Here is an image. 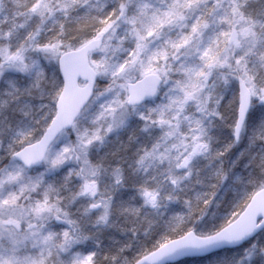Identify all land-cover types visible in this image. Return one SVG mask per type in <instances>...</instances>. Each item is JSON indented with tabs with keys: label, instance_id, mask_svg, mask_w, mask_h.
<instances>
[{
	"label": "snow or ice",
	"instance_id": "1",
	"mask_svg": "<svg viewBox=\"0 0 264 264\" xmlns=\"http://www.w3.org/2000/svg\"><path fill=\"white\" fill-rule=\"evenodd\" d=\"M0 264H264V0H0Z\"/></svg>",
	"mask_w": 264,
	"mask_h": 264
}]
</instances>
